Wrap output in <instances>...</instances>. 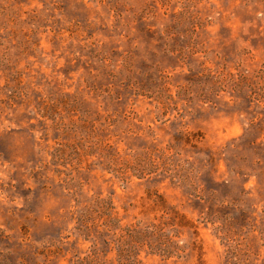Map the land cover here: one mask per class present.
<instances>
[{"label":"rangeland","instance_id":"1","mask_svg":"<svg viewBox=\"0 0 264 264\" xmlns=\"http://www.w3.org/2000/svg\"><path fill=\"white\" fill-rule=\"evenodd\" d=\"M101 199L173 224L138 264H264V0H0V264L86 260Z\"/></svg>","mask_w":264,"mask_h":264},{"label":"trees","instance_id":"2","mask_svg":"<svg viewBox=\"0 0 264 264\" xmlns=\"http://www.w3.org/2000/svg\"><path fill=\"white\" fill-rule=\"evenodd\" d=\"M100 203L101 206L97 207L102 209L89 210L84 208L82 214L77 217V221L80 223L81 229H84L83 231H85L87 237L95 234L93 238L91 237L93 243L91 254L86 260L83 259L81 262H85V264H106L102 261V258L99 257V250L101 249L96 247L100 237H103L104 246L108 247L111 244L114 245L117 255V263L115 264H138V260L136 259V255H138V246H146L151 252H157L164 259H169L178 254L177 251H179L180 248L177 247V241L173 239L174 235H172V231L174 229L172 228L173 224L170 222L160 220L158 223L145 226L137 223L135 226L124 228L112 217V207L107 205L102 199L99 200V204ZM90 211L101 213V215L105 217V220L101 224H96L95 220H93L90 225L91 219L88 218V212ZM99 226L102 227V232L97 231Z\"/></svg>","mask_w":264,"mask_h":264}]
</instances>
